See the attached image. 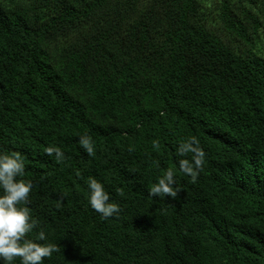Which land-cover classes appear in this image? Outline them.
I'll use <instances>...</instances> for the list:
<instances>
[{
  "label": "trees",
  "instance_id": "1",
  "mask_svg": "<svg viewBox=\"0 0 264 264\" xmlns=\"http://www.w3.org/2000/svg\"><path fill=\"white\" fill-rule=\"evenodd\" d=\"M0 150L60 247L44 264H264V0H0ZM169 168L181 191L149 196Z\"/></svg>",
  "mask_w": 264,
  "mask_h": 264
},
{
  "label": "clouds",
  "instance_id": "2",
  "mask_svg": "<svg viewBox=\"0 0 264 264\" xmlns=\"http://www.w3.org/2000/svg\"><path fill=\"white\" fill-rule=\"evenodd\" d=\"M78 143L88 155L94 153V145L90 136L82 135ZM155 146V145H154ZM48 156L55 155L57 162L64 159V153L59 147L45 148ZM179 157L190 159L178 160L179 172L188 176L195 182L202 168L205 152L200 147L195 136L187 137L179 142L176 149ZM24 158L18 152L7 153L0 150V264H44L46 258L59 252L60 247L54 243H40L47 237L43 230L38 228L37 221L32 218L27 206L29 194L33 189L31 180L24 179ZM88 205L102 218H108L117 214L120 209L116 203L109 202L110 195L105 186L95 178L87 181ZM181 191L176 184L174 169L169 168L149 189V196L159 198H175ZM35 231L34 239L29 235Z\"/></svg>",
  "mask_w": 264,
  "mask_h": 264
}]
</instances>
